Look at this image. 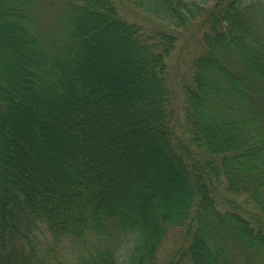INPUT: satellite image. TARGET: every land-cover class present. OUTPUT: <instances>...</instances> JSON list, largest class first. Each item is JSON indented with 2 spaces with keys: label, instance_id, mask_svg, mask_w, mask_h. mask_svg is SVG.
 Wrapping results in <instances>:
<instances>
[{
  "label": "trees",
  "instance_id": "obj_1",
  "mask_svg": "<svg viewBox=\"0 0 264 264\" xmlns=\"http://www.w3.org/2000/svg\"><path fill=\"white\" fill-rule=\"evenodd\" d=\"M127 1L165 27L117 0H0V264H154L171 228L164 264H264V0ZM195 20L179 115L166 58ZM153 148L173 201L154 172L111 200Z\"/></svg>",
  "mask_w": 264,
  "mask_h": 264
},
{
  "label": "rangeland",
  "instance_id": "obj_2",
  "mask_svg": "<svg viewBox=\"0 0 264 264\" xmlns=\"http://www.w3.org/2000/svg\"><path fill=\"white\" fill-rule=\"evenodd\" d=\"M116 5L128 21L139 23V25L147 32H151L160 27H165L162 23L155 21L149 16L145 15V13L140 10V8L136 7L127 0H117ZM199 22V20H195V22H192L183 28L176 29V33L178 35L177 42L166 58V85L171 93L169 107L171 108V111L173 107L174 111H176V113L179 115H183L182 88L190 80L188 62L204 48L201 37L202 31L198 24ZM166 28L172 31V28ZM121 57L122 56L119 57V60H121ZM122 58L124 59V57ZM128 65L129 64H125L124 60L123 66L130 69L131 67ZM115 80H118V85L121 86L124 91H126L125 87H128V83H135V80H130V82H121L120 76L115 77ZM122 85H124V87H122ZM53 136L57 142L56 146L59 147L61 142L59 134L53 133ZM150 151L151 152L146 154V157L143 159H139L134 162L130 160L129 165L131 171H129L128 174L124 176L121 175L119 178H117V180L113 181L116 183L111 182V200L120 201L130 198V196L134 193V184L140 179L142 174L144 172H154L156 183L158 184L159 188L162 189L164 197L168 201H173L172 193L175 192V186L179 187V184L172 182L169 179L170 173L165 171L162 161L159 160L154 148L150 149ZM182 236L183 234L181 228H174L173 232L171 228L158 252V256L154 264H164L167 259L172 257V251L181 245ZM73 246L74 245L69 241V239H67L62 243L59 253L65 259L73 258V251L75 250L73 249ZM232 251L239 260V264H247V258L244 256V254H241L238 251ZM245 255L249 256L248 253H245Z\"/></svg>",
  "mask_w": 264,
  "mask_h": 264
}]
</instances>
